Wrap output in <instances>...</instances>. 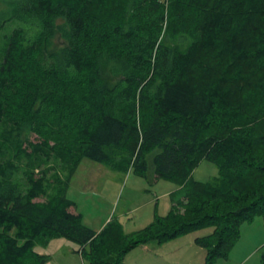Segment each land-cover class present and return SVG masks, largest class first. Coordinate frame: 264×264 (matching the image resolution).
<instances>
[{"label": "trees", "instance_id": "obj_1", "mask_svg": "<svg viewBox=\"0 0 264 264\" xmlns=\"http://www.w3.org/2000/svg\"><path fill=\"white\" fill-rule=\"evenodd\" d=\"M1 1L0 264H47L34 246L56 237L88 264H122L209 226L204 264L226 258L241 223L264 218V0ZM155 150V175L177 185L168 213L136 235L84 225L66 197L79 162L145 176ZM203 159L217 177L192 178ZM51 163L67 172L49 192Z\"/></svg>", "mask_w": 264, "mask_h": 264}, {"label": "rangeland", "instance_id": "obj_2", "mask_svg": "<svg viewBox=\"0 0 264 264\" xmlns=\"http://www.w3.org/2000/svg\"><path fill=\"white\" fill-rule=\"evenodd\" d=\"M13 7L0 0V22L10 15ZM22 25L10 20L3 26L9 33ZM62 45L55 34L50 50H58ZM58 52V51H55ZM106 69V68H105ZM113 84L108 70L102 72ZM30 138L36 133L29 130ZM148 153L145 176L136 174L129 166L123 171L112 170L105 163L83 158L71 176L66 197L74 206L71 210L82 215V223L93 230H100L109 220H116L125 235H136L149 226L156 215L165 216L171 208L170 193L177 188L175 182L158 178L153 170L152 155ZM58 163L49 166V192L52 191L51 174L66 175ZM218 176V168L213 162L201 160L192 172V178L207 181ZM43 197L40 198L42 200ZM212 227L196 229L179 235L161 244L150 242L130 250L122 264H204L205 248L198 239L212 231ZM34 250L47 255V264H88L81 254V247L63 237H56L46 245H35ZM264 251V218L255 216L240 225L237 241L229 249L226 258H217L213 264H261L260 253Z\"/></svg>", "mask_w": 264, "mask_h": 264}]
</instances>
